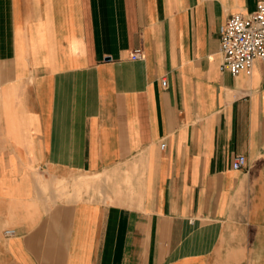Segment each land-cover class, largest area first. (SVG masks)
Returning a JSON list of instances; mask_svg holds the SVG:
<instances>
[{"label": "crops", "instance_id": "crops-1", "mask_svg": "<svg viewBox=\"0 0 264 264\" xmlns=\"http://www.w3.org/2000/svg\"><path fill=\"white\" fill-rule=\"evenodd\" d=\"M259 2L0 0V264H264Z\"/></svg>", "mask_w": 264, "mask_h": 264}, {"label": "built area", "instance_id": "built-area-1", "mask_svg": "<svg viewBox=\"0 0 264 264\" xmlns=\"http://www.w3.org/2000/svg\"><path fill=\"white\" fill-rule=\"evenodd\" d=\"M220 49L223 57L221 70L233 75L243 70L251 72L256 60L264 59V2H259L254 12L248 15L235 14L221 26ZM142 54L141 48L135 49L131 59L139 60ZM163 85L166 86L167 82L163 81ZM245 166L244 156H237L232 163L235 170Z\"/></svg>", "mask_w": 264, "mask_h": 264}]
</instances>
